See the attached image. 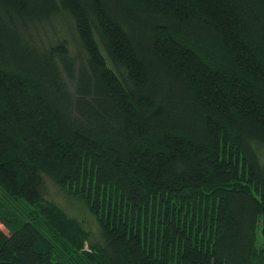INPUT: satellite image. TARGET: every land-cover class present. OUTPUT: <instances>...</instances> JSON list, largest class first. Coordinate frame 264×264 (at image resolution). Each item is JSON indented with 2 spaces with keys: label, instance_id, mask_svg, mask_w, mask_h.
Returning a JSON list of instances; mask_svg holds the SVG:
<instances>
[{
  "label": "trees",
  "instance_id": "1",
  "mask_svg": "<svg viewBox=\"0 0 264 264\" xmlns=\"http://www.w3.org/2000/svg\"><path fill=\"white\" fill-rule=\"evenodd\" d=\"M259 223L264 0H0V264H264Z\"/></svg>",
  "mask_w": 264,
  "mask_h": 264
},
{
  "label": "rangeland",
  "instance_id": "2",
  "mask_svg": "<svg viewBox=\"0 0 264 264\" xmlns=\"http://www.w3.org/2000/svg\"><path fill=\"white\" fill-rule=\"evenodd\" d=\"M44 198L47 201L57 204L58 206L63 208L68 214L72 216H77L79 219L84 220L87 227L90 230H92V232L97 231V227L94 223L93 218L91 217V215L86 213L81 202L69 195L64 194L63 196V192L50 182H48L47 184V190L44 193ZM260 224L261 223H259L256 228V239H257V244L259 246L264 247V238L262 237L261 234ZM0 228L3 229L5 232H7V230L3 227L2 224H0Z\"/></svg>",
  "mask_w": 264,
  "mask_h": 264
}]
</instances>
